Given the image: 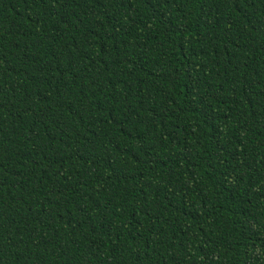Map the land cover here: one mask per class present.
Segmentation results:
<instances>
[{
  "label": "trees",
  "instance_id": "obj_1",
  "mask_svg": "<svg viewBox=\"0 0 264 264\" xmlns=\"http://www.w3.org/2000/svg\"><path fill=\"white\" fill-rule=\"evenodd\" d=\"M0 264H264V0H0Z\"/></svg>",
  "mask_w": 264,
  "mask_h": 264
}]
</instances>
